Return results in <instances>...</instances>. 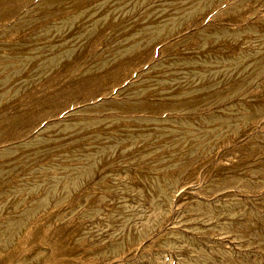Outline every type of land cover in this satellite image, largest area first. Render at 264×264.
<instances>
[{
  "label": "rangeland",
  "instance_id": "obj_1",
  "mask_svg": "<svg viewBox=\"0 0 264 264\" xmlns=\"http://www.w3.org/2000/svg\"><path fill=\"white\" fill-rule=\"evenodd\" d=\"M0 264H264V0H0Z\"/></svg>",
  "mask_w": 264,
  "mask_h": 264
}]
</instances>
